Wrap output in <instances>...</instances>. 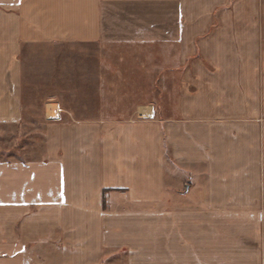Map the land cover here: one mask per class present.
Listing matches in <instances>:
<instances>
[{
	"label": "crops",
	"instance_id": "obj_1",
	"mask_svg": "<svg viewBox=\"0 0 264 264\" xmlns=\"http://www.w3.org/2000/svg\"><path fill=\"white\" fill-rule=\"evenodd\" d=\"M60 42L135 52L168 99L64 125L50 102L48 156L0 158V264H264V0H0L5 139L24 46Z\"/></svg>",
	"mask_w": 264,
	"mask_h": 264
},
{
	"label": "rangeland",
	"instance_id": "obj_2",
	"mask_svg": "<svg viewBox=\"0 0 264 264\" xmlns=\"http://www.w3.org/2000/svg\"><path fill=\"white\" fill-rule=\"evenodd\" d=\"M113 7L108 10L116 11ZM21 58L24 125L6 139L0 126V158L8 154L47 157L53 136L73 118L94 123L102 119L137 118L142 105H153L156 119L163 116L168 97L163 94L161 75L157 73L154 82L147 81L150 77L142 73L146 68L137 66L135 52L103 51L97 44L60 42L27 44ZM98 59L108 63L106 84L97 82ZM100 89L106 90V94H99ZM50 102L55 103L56 116L63 121L59 122L62 125L50 121L47 115ZM106 191L102 192V205L109 208L116 202L115 194L109 200ZM105 254L107 264H127L126 248L107 249Z\"/></svg>",
	"mask_w": 264,
	"mask_h": 264
},
{
	"label": "bare ground",
	"instance_id": "obj_3",
	"mask_svg": "<svg viewBox=\"0 0 264 264\" xmlns=\"http://www.w3.org/2000/svg\"><path fill=\"white\" fill-rule=\"evenodd\" d=\"M48 115L51 116L50 109H49V111H48Z\"/></svg>",
	"mask_w": 264,
	"mask_h": 264
}]
</instances>
